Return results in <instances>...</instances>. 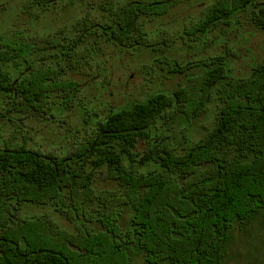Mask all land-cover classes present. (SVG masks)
Wrapping results in <instances>:
<instances>
[{
	"label": "trees",
	"instance_id": "trees-1",
	"mask_svg": "<svg viewBox=\"0 0 264 264\" xmlns=\"http://www.w3.org/2000/svg\"><path fill=\"white\" fill-rule=\"evenodd\" d=\"M51 1L26 0L20 13ZM192 2L104 0L55 35L30 37L17 22L0 33L8 112L81 118L60 154L19 143L12 121L0 145V264H223L235 227L264 215V45L235 76L248 37H229L250 25L264 44V0H202L183 18ZM144 55L185 84L88 107L83 79Z\"/></svg>",
	"mask_w": 264,
	"mask_h": 264
},
{
	"label": "rangeland",
	"instance_id": "rangeland-1",
	"mask_svg": "<svg viewBox=\"0 0 264 264\" xmlns=\"http://www.w3.org/2000/svg\"><path fill=\"white\" fill-rule=\"evenodd\" d=\"M25 1L0 0V33L17 22V26L25 28L26 35L30 37L55 35L59 31L64 32L69 24L81 15L84 7L97 9L104 0H53L46 7L47 9L32 6L33 10L29 11L31 17L20 13ZM200 3L202 0H193L191 8L180 12L183 18L197 16L200 11L197 6ZM29 17V24H25L27 21L24 19ZM246 28L249 30H241L229 36L235 44L240 34H246L248 37L246 41H240V48H234L235 58L232 65L235 76L248 74L252 65L251 58L259 62V56L263 53L264 44L261 40L263 35L259 32L254 34L255 30L250 25H246ZM181 58L184 64V61H195L203 57H177L179 60ZM156 59L157 57H145V55L110 58V66L102 76L83 79L89 84L83 91L86 97L84 101L88 107L95 109L96 113H104L105 109L127 105L142 100L146 95L154 92L173 90L185 84L182 74L174 73L171 65L167 62H156ZM11 71L16 77V72ZM8 108L6 99L0 94V145L12 131V121H14L13 123L20 127L17 134L19 143L25 142L28 147L45 153L60 154L71 149L72 142L67 139V132L81 124L77 111L74 110L63 118L51 119L48 116L45 118L8 112ZM63 120L66 124H63ZM211 121L212 113H209L198 122L197 127L202 130L203 127L210 126ZM38 210L33 209L32 212H46L44 209ZM63 224L68 227L66 221ZM223 264H264V215L244 226L235 227L232 231V239L224 252Z\"/></svg>",
	"mask_w": 264,
	"mask_h": 264
}]
</instances>
